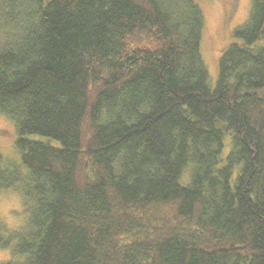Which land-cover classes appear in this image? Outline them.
I'll use <instances>...</instances> for the list:
<instances>
[{
  "label": "trees",
  "instance_id": "obj_1",
  "mask_svg": "<svg viewBox=\"0 0 264 264\" xmlns=\"http://www.w3.org/2000/svg\"><path fill=\"white\" fill-rule=\"evenodd\" d=\"M199 1L0 0L3 264H264V0L213 85Z\"/></svg>",
  "mask_w": 264,
  "mask_h": 264
},
{
  "label": "rangeland",
  "instance_id": "obj_2",
  "mask_svg": "<svg viewBox=\"0 0 264 264\" xmlns=\"http://www.w3.org/2000/svg\"><path fill=\"white\" fill-rule=\"evenodd\" d=\"M204 16L201 56L208 70L209 82L215 84L217 64L221 52L231 40V32L248 16L250 0H201L197 2ZM29 140H38L36 136ZM16 133L12 122L0 115V155L8 164L18 165L19 154L15 148ZM223 157L228 153V139ZM20 196L12 190L0 192V227L6 237L9 232L20 230L26 223ZM14 260L11 249L0 248V264Z\"/></svg>",
  "mask_w": 264,
  "mask_h": 264
}]
</instances>
